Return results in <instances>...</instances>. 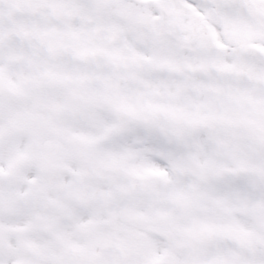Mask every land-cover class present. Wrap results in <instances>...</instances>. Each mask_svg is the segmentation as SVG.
I'll return each instance as SVG.
<instances>
[{
    "label": "snow or ice",
    "instance_id": "obj_1",
    "mask_svg": "<svg viewBox=\"0 0 264 264\" xmlns=\"http://www.w3.org/2000/svg\"><path fill=\"white\" fill-rule=\"evenodd\" d=\"M0 264H264V0H0Z\"/></svg>",
    "mask_w": 264,
    "mask_h": 264
}]
</instances>
